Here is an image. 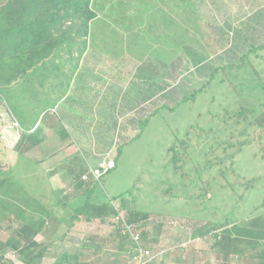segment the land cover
Instances as JSON below:
<instances>
[{
    "label": "rangeland",
    "instance_id": "1",
    "mask_svg": "<svg viewBox=\"0 0 264 264\" xmlns=\"http://www.w3.org/2000/svg\"><path fill=\"white\" fill-rule=\"evenodd\" d=\"M191 1L195 7L188 0L94 2L99 20L92 24V57L85 62L93 66V53H97L101 101L98 126L92 135L95 138L89 137L80 154H91L98 144L101 155L108 152L101 161L113 160L116 168L85 194L87 187L79 189L76 178H67L65 172L51 176L53 166L47 163L37 164L23 153L0 157L6 173L23 185V189L12 186L7 196L0 194V242L12 239L18 208L35 213L37 206L26 200L37 202L39 211L49 209L53 216L61 215L65 225L71 222L74 208L82 207L89 198L103 202L124 197L141 212L136 224L144 234L142 246L152 252L149 264H264L254 257L262 251L263 240L240 243L244 253L231 251L227 256L225 243L216 245L227 222L246 219V226L264 229V115L258 120L259 126L245 136L240 134L244 126L237 127L222 116L233 98L236 102L231 103V109L244 102L249 108L257 107L258 113L264 110L260 106L264 103V0ZM256 47L262 49L257 52L259 57L251 56V62L263 81L257 82L255 89L244 81L246 86L238 88L243 91L239 97L234 91H216L213 86L200 93L195 102L177 106L208 82L213 68L240 64V58ZM144 63H150L149 74L139 69ZM245 70L231 71L232 77L245 74ZM88 93L97 94L95 89ZM149 93L148 109L147 105L128 109L143 102ZM123 98L125 101L118 105ZM107 104L114 107L107 108ZM15 110L12 106L13 115L18 116ZM108 113L112 116L105 118ZM89 122L95 125L92 118L87 119ZM183 142L188 145L181 146ZM222 142L217 154L211 155L212 146ZM174 157L180 159L178 164ZM202 169L207 179L221 169L224 173V177L211 181L206 199L198 198L206 188L196 179ZM56 198L65 213L53 205ZM121 214L127 216L126 211ZM48 218L40 214L38 222L37 217H31L54 230V222ZM64 225L36 238L38 243L51 244L48 255L36 264H56L63 255L69 264H132L134 244L112 227L109 218L104 223L75 221L69 231ZM29 252L20 255L7 250L5 259L10 264H26Z\"/></svg>",
    "mask_w": 264,
    "mask_h": 264
},
{
    "label": "trees",
    "instance_id": "2",
    "mask_svg": "<svg viewBox=\"0 0 264 264\" xmlns=\"http://www.w3.org/2000/svg\"><path fill=\"white\" fill-rule=\"evenodd\" d=\"M97 1L101 0H0V5L2 6L0 8V72L3 73V76H0V80L4 82L3 84L10 85L16 78L24 76L30 67L36 65L43 66L46 61L63 50H68L72 53L76 47L87 45L91 35L92 24L99 20V12L94 7V2ZM179 1L184 3L185 0ZM188 2L191 4V7H195L191 0H188ZM120 5V3L117 4V6ZM169 26L170 24H167L165 27L169 29ZM261 49L262 47H258L242 56L240 64H228L213 68L208 82L201 88L194 90L191 95L185 96L177 106L188 101L195 102L200 93L205 92L206 89L213 88V86L216 91L225 88L227 91H232V93L236 92L239 97L241 96L240 92L243 93V91L238 88L239 86H246L243 84L244 81L245 84L249 83L251 90L255 89L258 86L257 82L263 81V77L252 66L251 56L255 54V57H259L257 52ZM251 66L254 73L251 70ZM15 69L21 70L19 75L15 74ZM234 70H237V73L245 70V74L241 76L238 74L233 78L234 73H231V71ZM228 71L229 75H227ZM238 79L237 83L236 80ZM250 80H253L252 83L249 82ZM229 102L230 109H226L222 116L227 118L228 122H233L237 127L244 126V129L240 132L242 136L248 134L252 128L259 126L258 120L263 117L264 110L258 113L257 107L255 109L249 108L244 102L231 109V106H233L231 103L236 102L235 98L229 99ZM260 106L264 107V103H260ZM168 109L174 110V108L169 107ZM219 119L221 121L222 117ZM260 127L263 126L260 125ZM246 143L247 141L242 144L245 145ZM223 144L222 142L213 145L211 155L217 154ZM180 145L185 146L188 144L183 142V145ZM174 149L172 148L171 151H174ZM208 160L210 161V158ZM173 161L175 164H178L180 159L174 157ZM209 161L205 162L206 166ZM6 171V169L0 167L1 196H7L12 186L23 189V185L19 182L17 183L11 173L7 174ZM199 171L196 179L204 182L206 188L204 189V193L198 196V198L206 199L211 193V181L215 182L219 177H224V173L221 169L215 175H210L209 177L207 175V179L204 176L203 169ZM82 176L77 178L78 182H83ZM101 181L100 179L98 182H91L92 186L87 185L85 194L94 190ZM27 195L29 196V194ZM112 200L118 199L108 198L103 202H97L95 199L89 198L82 207L75 210L74 215L71 216V224L69 225H73L75 221L81 220L88 223L106 221V219L118 213L111 206ZM28 201L35 202L31 199L26 200V203ZM118 201L120 202V211L127 212L125 219L129 223H136L138 214L141 212L137 208H132L130 202L124 197H121ZM147 215L148 213L146 212L144 217H147ZM14 217L17 228L11 229L13 232L12 239L7 243L0 242V264H10L5 259V252L7 250H12L20 255L31 251L27 254L26 264H36L48 255L51 247V244H41L36 241V238L41 233V226L43 227V225L38 224L41 220L38 222L33 221L31 219L32 215L27 211H23V208H18V212ZM251 217H254V215ZM245 223L246 219L227 222V228L222 230L224 235L216 242V245L225 243L226 256L228 254L231 255V251L239 253L240 243L245 241L250 242V239H253V243L257 244L261 239L264 240V229L257 228L254 230V228L246 226ZM141 235L144 236L143 233ZM216 237L218 238V235ZM56 264L69 263L66 256L63 255ZM83 264L96 263L86 261Z\"/></svg>",
    "mask_w": 264,
    "mask_h": 264
},
{
    "label": "crops",
    "instance_id": "3",
    "mask_svg": "<svg viewBox=\"0 0 264 264\" xmlns=\"http://www.w3.org/2000/svg\"><path fill=\"white\" fill-rule=\"evenodd\" d=\"M97 24L98 21L94 23V25ZM89 45L90 37L87 45L76 47L72 53L63 50L46 61L43 66L30 67L24 76L16 78L8 86L0 80V157H17L22 153L26 154L28 157L37 160V164L47 163V165L53 166L51 176L65 172L67 178H76L79 189L87 187L88 183L95 182V180L90 177V181L78 182L77 178L88 174L90 169L98 167L103 162L101 158L105 155L108 156V152L105 155L104 153L100 154L98 144L95 148L93 147L91 154L85 156L80 154L86 147V141L89 137L95 138L92 135L98 126V107L100 105H98V100H100L101 91L98 89V65L96 63L98 55L93 53L96 61L93 66L86 63V59L92 57ZM140 67L139 69H142L144 74L150 73V63L146 65L144 63ZM87 69H91V71H87ZM20 72L21 70L15 69L16 75H19ZM91 75L92 79L89 78ZM0 76H3V73L0 72ZM43 78H47V81H43ZM143 83H145L144 80L141 83L142 88L144 87ZM94 89L97 93L96 96L88 93ZM159 91L161 92L158 90V93ZM150 96L149 93L146 99L142 98L143 102L140 100L138 104L128 106V109H134L135 105H138L137 108L147 105L148 109L151 103ZM29 100L30 104H27ZM124 101L123 98V101L118 102V105ZM108 105L107 108L114 107ZM12 106L16 109L18 116L13 115ZM119 108H122V104ZM90 109L94 111L92 112ZM108 116L111 117L112 113L106 114L105 118ZM89 118H92L95 125L92 126L91 122L87 123ZM91 162H95V165H92ZM0 167L3 168L2 165ZM63 203L65 205L70 204L68 202ZM34 205L37 207L35 213H31L32 217H37V221H39L40 214H47L49 217L47 221L54 222V230L51 228L49 230L45 224L38 237L43 235L45 237L46 232L55 231L64 225L65 221L61 215L53 216L49 213L51 212L49 209L48 211H39L37 202H34ZM53 205H57L62 214L65 213L66 210L62 208L63 205L61 206L59 198L54 200ZM79 207H75L74 211ZM51 216L55 217L54 219L60 224L57 223L56 225V221L51 219ZM97 222L104 223L106 221ZM69 224L71 222L64 225L68 231L74 227V224ZM47 237L50 238L51 236L47 235ZM262 242V251L256 253L258 255L255 254L254 257L264 263V240ZM239 253H244L240 247Z\"/></svg>",
    "mask_w": 264,
    "mask_h": 264
},
{
    "label": "built area",
    "instance_id": "4",
    "mask_svg": "<svg viewBox=\"0 0 264 264\" xmlns=\"http://www.w3.org/2000/svg\"><path fill=\"white\" fill-rule=\"evenodd\" d=\"M116 167V163L113 160H105L99 164L98 167L90 169L88 174L82 176L83 181H90L92 177L95 182H98L104 175L108 174ZM111 206L113 210L118 212L109 218L112 227L121 234V236L127 240H130L134 244L133 256L131 257L132 264H149L152 260V252L142 246V235L136 223H129L125 217L121 214L120 203L118 200H112Z\"/></svg>",
    "mask_w": 264,
    "mask_h": 264
}]
</instances>
